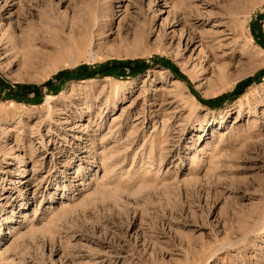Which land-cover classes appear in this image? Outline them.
<instances>
[{
    "label": "rangeland",
    "instance_id": "374dc122",
    "mask_svg": "<svg viewBox=\"0 0 264 264\" xmlns=\"http://www.w3.org/2000/svg\"><path fill=\"white\" fill-rule=\"evenodd\" d=\"M0 264H264V0H0Z\"/></svg>",
    "mask_w": 264,
    "mask_h": 264
},
{
    "label": "bare ground",
    "instance_id": "6f19581e",
    "mask_svg": "<svg viewBox=\"0 0 264 264\" xmlns=\"http://www.w3.org/2000/svg\"><path fill=\"white\" fill-rule=\"evenodd\" d=\"M100 25V24H99ZM88 26H91V25H88Z\"/></svg>",
    "mask_w": 264,
    "mask_h": 264
}]
</instances>
